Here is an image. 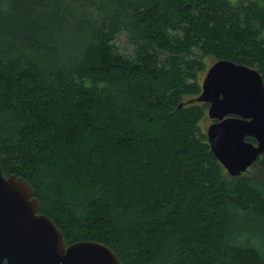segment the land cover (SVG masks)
<instances>
[{"label":"trees","instance_id":"trees-1","mask_svg":"<svg viewBox=\"0 0 264 264\" xmlns=\"http://www.w3.org/2000/svg\"><path fill=\"white\" fill-rule=\"evenodd\" d=\"M209 57L264 82V0H0L3 176L122 264H264V154L229 176L189 102Z\"/></svg>","mask_w":264,"mask_h":264},{"label":"water","instance_id":"water-1","mask_svg":"<svg viewBox=\"0 0 264 264\" xmlns=\"http://www.w3.org/2000/svg\"><path fill=\"white\" fill-rule=\"evenodd\" d=\"M193 101L208 104L207 142L229 176L244 173L264 154V82L257 69L218 60ZM0 264L122 263L99 242L67 245L62 231L40 212L31 185L13 174L3 176L0 166Z\"/></svg>","mask_w":264,"mask_h":264},{"label":"rangeland","instance_id":"rangeland-1","mask_svg":"<svg viewBox=\"0 0 264 264\" xmlns=\"http://www.w3.org/2000/svg\"><path fill=\"white\" fill-rule=\"evenodd\" d=\"M231 2H237L238 0H230ZM205 61H206V63H207V66H208V68L212 65V63L215 61V59L213 58V57H209V58H206L205 59ZM207 70V69H206ZM206 70L203 72V74H201L200 75V78H199V81L202 83V80H203V78H204V76H205V73H206ZM209 120H207V122H206V124L204 125V130H206L207 129V126L209 125Z\"/></svg>","mask_w":264,"mask_h":264},{"label":"flooded vegetation","instance_id":"flooded-vegetation-1","mask_svg":"<svg viewBox=\"0 0 264 264\" xmlns=\"http://www.w3.org/2000/svg\"><path fill=\"white\" fill-rule=\"evenodd\" d=\"M209 122L211 123V120H210V119H209ZM210 123H209V124H210Z\"/></svg>","mask_w":264,"mask_h":264}]
</instances>
